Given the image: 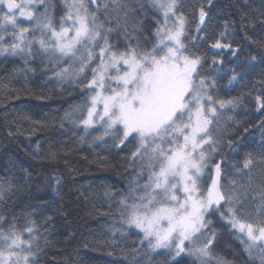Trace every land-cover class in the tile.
I'll use <instances>...</instances> for the list:
<instances>
[{"label":"snow or ice","instance_id":"1","mask_svg":"<svg viewBox=\"0 0 264 264\" xmlns=\"http://www.w3.org/2000/svg\"><path fill=\"white\" fill-rule=\"evenodd\" d=\"M65 4V14L56 19L46 0H0V55L19 56L26 64L37 58L49 63L62 60L54 66L59 80L83 81L91 74L83 87L92 95L86 100V116L78 123L85 131L99 130L95 128L99 125L103 134L96 139L110 136L118 141L115 147L123 146L121 150L135 144L131 161L140 164L137 177L146 176L143 184L134 180L127 194H121L122 224L139 229L141 244L146 241L152 252L166 250L169 264H180L176 258L182 253L209 264L217 241L210 217L218 215L249 255L253 249L261 253L264 264V143L232 165V176L246 179L229 177L219 149L222 144L232 148V142L221 140L222 128L228 121L235 123L228 113L243 105V97L214 98L218 78L228 73L229 85L238 77L242 81L255 69L256 57L237 73L231 66L223 67V60L196 51L197 41L207 44L211 17L205 4L193 5L191 0H151L161 17L153 21L154 29L137 18L144 11L139 0ZM40 8L45 10L39 12ZM25 22L30 26H22ZM232 27L225 21L220 39L208 48L227 49L238 60L239 49L221 42ZM146 28L151 38L145 36ZM253 89L258 94L249 93V98L264 111V78L254 81ZM64 118L72 117L66 112ZM34 123L40 126L39 121ZM56 155L50 153V159ZM37 232L34 221L23 232L14 225L6 233L0 231V264H38Z\"/></svg>","mask_w":264,"mask_h":264},{"label":"trees","instance_id":"2","mask_svg":"<svg viewBox=\"0 0 264 264\" xmlns=\"http://www.w3.org/2000/svg\"><path fill=\"white\" fill-rule=\"evenodd\" d=\"M139 2L144 11L137 18L154 29L153 21L160 20V14L151 7V0ZM46 3L56 19L65 14V0ZM191 3L205 4L211 17L207 44L197 41L196 51L210 59L223 60V67L231 66L237 73L241 65L256 57L255 69L242 81L238 77L229 85L228 73L218 78L219 91L214 95L225 100L243 97V105L228 113L235 123L228 121L222 128L221 140L231 141L232 148L222 144L219 151L227 161L222 167L229 169V177L246 179L233 177L231 168L242 161L245 153L255 154L264 143V111L257 110L249 98V93L258 94L253 89L254 81L264 78V64L260 63L264 58V0ZM225 21L233 27L221 42H230L232 49H239L238 60L227 49L209 51L208 45L220 39L218 34L224 31ZM22 26L30 25L25 22ZM189 27L194 29L195 23ZM145 36L151 38L147 28ZM63 62L37 58L26 64L19 56L0 55V231L6 233L14 225L23 232L28 222L34 221L40 239L38 264H169L166 250L152 252L146 241L141 244L143 234L138 229L122 224L121 194H127L132 181L138 179L143 184L146 180V176L137 177L139 162L131 161L135 144L121 150L123 146L115 147L118 141L110 136L103 141L96 139L103 134L99 125L95 126L99 130H84L78 122L86 116V100L92 95L83 87L91 74L83 81L59 80L54 66ZM66 112L71 114L70 120L64 118ZM52 152L57 154L54 160L50 159ZM106 192L117 195L110 198ZM210 219L217 241L209 264L217 260L261 264V253L249 255L225 221L218 215ZM113 229L120 232L113 233ZM24 239H28L27 234ZM176 260L180 264H199L196 257L183 253Z\"/></svg>","mask_w":264,"mask_h":264},{"label":"rangeland","instance_id":"3","mask_svg":"<svg viewBox=\"0 0 264 264\" xmlns=\"http://www.w3.org/2000/svg\"><path fill=\"white\" fill-rule=\"evenodd\" d=\"M96 126H98V125H96ZM139 230V229H138ZM140 231V230H139ZM141 232V231H140ZM142 233V232H141ZM253 253H259V251L258 250H256V249H253V251H252Z\"/></svg>","mask_w":264,"mask_h":264}]
</instances>
